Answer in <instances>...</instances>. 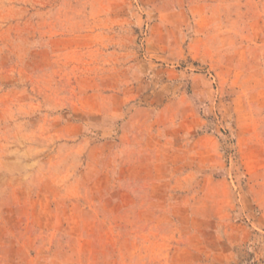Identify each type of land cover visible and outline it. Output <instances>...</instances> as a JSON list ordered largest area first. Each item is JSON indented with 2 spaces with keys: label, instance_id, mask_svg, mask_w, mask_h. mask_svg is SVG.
<instances>
[{
  "label": "rangeland",
  "instance_id": "obj_1",
  "mask_svg": "<svg viewBox=\"0 0 264 264\" xmlns=\"http://www.w3.org/2000/svg\"><path fill=\"white\" fill-rule=\"evenodd\" d=\"M0 264H264V0H0Z\"/></svg>",
  "mask_w": 264,
  "mask_h": 264
}]
</instances>
